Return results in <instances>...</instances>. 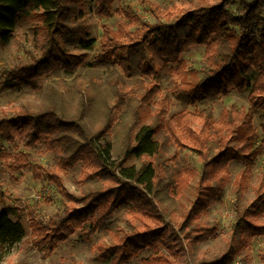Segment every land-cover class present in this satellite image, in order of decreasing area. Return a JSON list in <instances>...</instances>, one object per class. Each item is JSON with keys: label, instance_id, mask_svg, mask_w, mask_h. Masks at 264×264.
<instances>
[{"label": "trees", "instance_id": "trees-1", "mask_svg": "<svg viewBox=\"0 0 264 264\" xmlns=\"http://www.w3.org/2000/svg\"><path fill=\"white\" fill-rule=\"evenodd\" d=\"M88 1L0 0V49L20 37L23 29L21 36L40 53L32 65L4 72V90L33 88L34 99L16 102L12 115L0 120V160L12 172H22L31 167L32 156L12 155L3 142L35 149L44 140L63 149L64 167L81 163L85 168L87 186L80 196L66 192L61 178L51 175L81 207L48 221L30 212L33 246L48 258L77 232L85 243L104 232L116 241L112 248L98 247L105 263L128 264L142 252L149 254L142 264L234 263L254 239L264 237V179L255 186L248 206H240L262 148L257 146L256 118L264 131V0H239L238 13L237 0H189L192 8L173 6L165 11L153 5L158 18L169 20L154 26L132 8L125 9V21L118 23L117 31L103 28L101 52L91 62L87 51L94 46L90 38L95 15L110 17L114 0H98L94 13L86 10ZM133 26L140 28L133 32ZM200 46L206 48L204 78L187 81L182 55ZM113 61L122 75L111 72L104 85L82 78L71 87L65 82L36 85L45 76L74 75L85 66L107 67ZM122 76L156 81L143 85L146 92L140 99L127 101ZM234 91L249 92L250 108L232 106L217 121L211 105ZM159 97L158 109L146 124L139 107ZM174 99L203 110L184 109L169 117ZM97 119L102 120L99 128L94 125ZM116 125L119 132L113 136ZM172 146L194 151L202 169L181 168L177 155L170 154ZM233 162L244 169L235 180L231 238L222 250L200 258L199 246L218 233L217 225L204 224L203 218L229 184ZM196 178L195 198L185 212L176 198ZM121 213L129 217L125 229L115 219ZM26 235L23 221L0 209V249L10 251Z\"/></svg>", "mask_w": 264, "mask_h": 264}, {"label": "rangeland", "instance_id": "rangeland-1", "mask_svg": "<svg viewBox=\"0 0 264 264\" xmlns=\"http://www.w3.org/2000/svg\"><path fill=\"white\" fill-rule=\"evenodd\" d=\"M98 0H89L85 4L88 12H95V4ZM240 1L237 0L234 6V12L238 13L241 9ZM157 6L162 11L167 8H192L189 0H114L112 3V15L103 17L95 15V21L91 28V40L94 41V46L90 51L88 62H91L101 52L104 27H108L117 31L118 23L125 21L121 12L125 9L132 8L138 15L143 16L151 25H158L161 22H169L166 18H158L151 10L150 6ZM36 24V21H34ZM140 27L133 26L132 31L135 32ZM24 30L21 29L17 39H14L11 44L0 49V120L6 115H12L10 112L16 102L24 101L26 104L34 99L33 88L23 91H6L4 85L6 78L4 72L20 66L32 65L36 59L40 57L30 40H25L23 35ZM122 43H126L123 38ZM125 51L120 52V57ZM206 48L204 46L191 48L182 55V60L187 65L185 80L191 82H199L204 78L206 71ZM117 71L121 74V70L117 62L113 61L107 67H90L85 66L79 69L74 75L62 73L60 77L54 75L45 76L36 82V85L41 88H46L51 84H59L65 82L68 87L74 85L77 78L90 79L95 84L104 85L110 76V73ZM122 75V74H121ZM123 77V76H122ZM126 91L128 92L127 101L130 99H140L143 93V85L155 82L154 78L123 77ZM168 83H165L167 89ZM162 100L161 97L156 99L150 105L139 107V111L145 123L149 124L153 119V115L158 109L157 103ZM214 116L217 121L220 120L222 112L232 106H236L242 111H247L250 108L249 92L238 93L232 92L228 96L221 98L216 103L212 104ZM184 109L191 112L202 111V106L191 107L173 100L170 107V116L173 117ZM121 117V113L117 114V118ZM98 128L102 125V120L97 119L95 124ZM255 127L259 134L257 143L260 149L259 156L253 168V176L248 190L240 202L241 207H246L254 199L255 186L264 179V131L262 130L261 122L258 118L255 120ZM119 128L116 125L112 130V135L116 136ZM7 150L16 155L19 153H28L32 156V165L22 172H12L5 161L0 160V209L10 211V217L15 220H21L27 228L26 237L16 244L10 251L0 249V264H111L105 263L99 258L98 247L112 248L115 244L113 235L99 232L94 235L89 243H85L77 232L72 235L66 242L60 244L54 254L45 258L43 253L39 252L31 242V229L29 224V213L33 212L37 216L48 221L65 216L66 212L71 207H81V204L70 200L65 191L69 194L80 196L85 186L84 184V166L78 164L75 167L67 168L62 164L63 149L58 146H49L43 140L35 149H28L24 143L10 144L3 142ZM171 155H177L178 163L181 168H195L198 171L202 169V162L197 154L189 148L172 146ZM244 169L240 162H233L230 165V182L227 185L223 195L214 204L208 214L203 218L204 224H216L218 233L210 240L202 243L199 246V257H210L215 252L222 250L227 241L231 238L232 226L236 221V188L235 180ZM58 175L63 184V189H59L53 181L51 175ZM197 178L193 180L184 194L177 197L176 201L180 204L182 210L187 212L195 198ZM127 213L117 214L115 219L120 223L121 228H126L128 220ZM123 236V235H120ZM264 253V237H258L253 240L251 246L236 257L232 264H264L262 259ZM147 252H142L138 257L133 259L128 264H142V261L148 258ZM186 262L177 261L176 264H185Z\"/></svg>", "mask_w": 264, "mask_h": 264}]
</instances>
